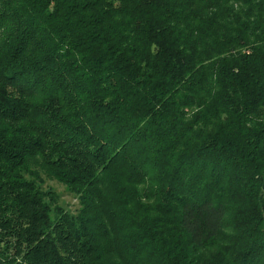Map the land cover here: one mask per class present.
<instances>
[{
    "label": "trees",
    "instance_id": "16d2710c",
    "mask_svg": "<svg viewBox=\"0 0 264 264\" xmlns=\"http://www.w3.org/2000/svg\"><path fill=\"white\" fill-rule=\"evenodd\" d=\"M0 264H264V0H0Z\"/></svg>",
    "mask_w": 264,
    "mask_h": 264
},
{
    "label": "rangeland",
    "instance_id": "374dc122",
    "mask_svg": "<svg viewBox=\"0 0 264 264\" xmlns=\"http://www.w3.org/2000/svg\"><path fill=\"white\" fill-rule=\"evenodd\" d=\"M39 184L44 190H50L58 196L59 204L70 214H76L79 211V201L69 187L57 180L41 175Z\"/></svg>",
    "mask_w": 264,
    "mask_h": 264
}]
</instances>
